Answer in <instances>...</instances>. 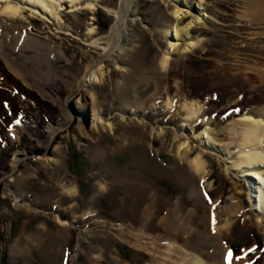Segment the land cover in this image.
<instances>
[{"label": "rangeland", "instance_id": "obj_1", "mask_svg": "<svg viewBox=\"0 0 264 264\" xmlns=\"http://www.w3.org/2000/svg\"><path fill=\"white\" fill-rule=\"evenodd\" d=\"M45 1L54 18L0 0V264H264V206L233 167L242 117L264 120V0H136L84 86L123 0Z\"/></svg>", "mask_w": 264, "mask_h": 264}, {"label": "bare ground", "instance_id": "obj_2", "mask_svg": "<svg viewBox=\"0 0 264 264\" xmlns=\"http://www.w3.org/2000/svg\"><path fill=\"white\" fill-rule=\"evenodd\" d=\"M14 2H16L17 5H11V4H7L5 7H3L2 9V14L8 17H17L20 12L22 10H29L32 14H37L39 16H42L44 18L50 19L49 17H53L54 15V11H53V4L50 1H45V0H12ZM249 2V4L252 7H257L258 5H260L262 3V0H247ZM132 0H123L120 6V9L118 12H116L115 14V25L111 28L110 32H109V36H108V44L107 47H105L103 49V52L105 53L106 51V55H108L112 52L115 51H119L122 48V45L124 43V36H125V31L126 28L131 27L136 19H135V11H132L134 8L130 9V5H131ZM262 6V5H261ZM135 7V6H134ZM178 13V12H176ZM130 15V17L128 18V16ZM184 18L186 17L183 16ZM205 17V16H204ZM126 18H128L126 20ZM52 21V20H51ZM121 21V30L119 31L117 28V23ZM205 22V18H201L199 16L194 17V20L190 21L186 27V32L193 26V24H199V23H203ZM178 29V28H177ZM176 26L173 28L174 30V36L175 37H179L181 36V34H185L183 32H181L180 34L177 32ZM189 35V34H188ZM190 38V37H188ZM123 41H120V40ZM189 40H191L188 43V46L191 47L194 45L195 41L193 38H190ZM5 40L0 41V43H4ZM20 45L23 43V41L21 40L20 42H18ZM25 44V43H24ZM30 44V43H29ZM25 46V45H24ZM30 46V45H29ZM34 46V45H33ZM174 46V45H171ZM22 47V46H21ZM25 48V47H24ZM34 49V48H32ZM168 57V56H167ZM102 59V58H101ZM167 59L165 57V60L163 61L164 64H166ZM103 61L99 60L98 63L93 67V70H88L87 74H86V79H87V75H88V79L90 82L95 75H97V73H99L102 69V67H97L100 63H102ZM45 65V64H44ZM14 70L17 73H23L25 72L24 67H22L20 64L14 63ZM46 67V66H45ZM44 67V68H45ZM43 70V69H42ZM96 77V76H95ZM95 79V78H94ZM81 90H80V86L78 84L76 90L72 93V95H75V99H76V105H80L81 104ZM81 106V105H80ZM80 109V108H78ZM189 116L188 118L192 119L194 118L197 113H198V109L191 107V108H187ZM70 118V117H69ZM66 122H68V120H65ZM242 124H244V146H249V152L247 154L243 155L242 158V164H240L239 166H234L236 167V170L239 169L244 166L245 171L247 172L248 175L246 176H253L252 177V184L250 185L252 188V196H250V199L252 198V202L255 201L256 199V206L257 209L260 211L261 208L264 206V120H254L251 117H242ZM235 124V123H233ZM210 128L206 127L203 132H202V138L204 137L206 138V140L201 141L202 144L204 145V150H208L211 151L213 153H218L220 155H222L224 157V155H226L227 157H229L230 153L224 148H222V146H219L218 144H216V142H212L211 136H210ZM52 135H54V132L52 133ZM257 146H261L259 149L260 151H258V148H254ZM223 149V150H222ZM225 156V157H226ZM191 166L196 170V171H200L202 169V163L200 160V157L197 156L194 159H192L191 161ZM232 168V166H231ZM237 171V172H238ZM241 173V172H240ZM198 264H202V263H198Z\"/></svg>", "mask_w": 264, "mask_h": 264}, {"label": "water", "instance_id": "obj_3", "mask_svg": "<svg viewBox=\"0 0 264 264\" xmlns=\"http://www.w3.org/2000/svg\"><path fill=\"white\" fill-rule=\"evenodd\" d=\"M135 2H136V0H132V2H131V5H130V9L131 8H134V5H135ZM117 28H118V30L120 31L121 30V21H119L118 23H117ZM108 58V55H104L103 56V58L101 59L100 58V60L101 61H105L106 59ZM98 63V60L96 61V62H94L91 66H89V68L86 70V72H85V74L83 75V77H82V81H81V86H84L85 85V83H86V74H87V71L90 69H93V67L96 65ZM75 95H71L69 98H68V100H67V103H68V105H69V109H70V112H71V118H70V122H69V124H68V126L66 127V128H64V129H69L70 127H71V125H72V122L73 121H75V117H76V115L78 114V111L75 109V107L73 106V99H75ZM86 115V116H85ZM84 115V118H86V120H87V113ZM87 122V121H86ZM57 133V132H56ZM36 154V152L34 153V155ZM25 158H27V156H22L21 157V159L22 160H24ZM14 172H15V170H13L12 172H9L8 174H6V176H4L3 178H1L0 179V183H1V181L3 180V179H5V178H7V176H10V175H13L14 174ZM255 202V201H254Z\"/></svg>", "mask_w": 264, "mask_h": 264}, {"label": "trees", "instance_id": "obj_4", "mask_svg": "<svg viewBox=\"0 0 264 264\" xmlns=\"http://www.w3.org/2000/svg\"><path fill=\"white\" fill-rule=\"evenodd\" d=\"M119 250H123L122 247H119Z\"/></svg>", "mask_w": 264, "mask_h": 264}]
</instances>
